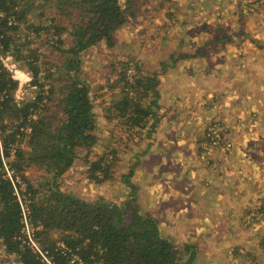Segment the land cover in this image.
<instances>
[{
	"label": "rangeland",
	"instance_id": "1",
	"mask_svg": "<svg viewBox=\"0 0 264 264\" xmlns=\"http://www.w3.org/2000/svg\"><path fill=\"white\" fill-rule=\"evenodd\" d=\"M131 1L135 16L115 33V48L103 43L81 56L82 77L102 95L97 108V145L91 149L88 160L105 158L111 166L109 178L101 183L92 180L89 163L85 161L87 152L79 149L76 161L62 177V191L89 202L104 199L116 205L130 200L135 191L139 212L156 220L163 237L180 248L191 244L198 255L201 252L197 264H214L220 257L223 262L218 264H264V235L257 231L258 241L248 245L247 235L239 230L258 229L259 224L264 228L261 187L249 195L251 206L246 211L250 218L238 224L233 221V225L232 219H226L224 227L228 231L220 234L210 228L214 223L206 212L210 205L196 202L194 194L195 189L207 190L205 185L218 174L230 181H257L264 189V169L258 161L253 163L256 170L249 168V163L238 170L234 168L239 178L228 177L221 166L205 163L201 167L204 170H194L201 151H215L218 156L221 153L215 149H220L228 157L239 151L241 159H247L248 155L242 157L243 146L264 150V139L242 138L244 132L257 134L264 130V0H194L198 9L192 11L197 15L189 24H184L180 17L183 9L177 10L173 4L176 0ZM30 4L34 11L42 7L37 0ZM39 14H32L28 20L37 24ZM27 33L21 25L11 36L20 44L38 49L40 76L44 78L49 68L51 73L56 71L55 65L61 59L52 48L54 37L26 40ZM2 48L1 45L0 52ZM171 58L177 59V63ZM0 62L17 84L13 93L16 102L23 105L37 91L31 73L26 65L10 56L2 54ZM119 62L130 65L131 77L140 71L143 76H155L161 81L160 98L142 103L143 107L150 104L151 114L143 127L132 131H128L122 117L109 112L110 101L121 91L117 84L122 68ZM56 78L48 82H57ZM41 82L48 84L45 79ZM56 99H52L51 107L59 101ZM213 130L220 132L226 147L209 142ZM19 147L26 154L31 151L26 141ZM2 150L0 146L1 154ZM184 156L186 161L181 159ZM253 156L255 150L250 151L249 157ZM25 176L33 188L52 181V175L39 166L28 168ZM126 181L135 188L127 186ZM21 183L26 189L27 183L22 179ZM254 188L258 189L256 185ZM256 213L258 217H253ZM0 261L17 264L13 257H5L2 247Z\"/></svg>",
	"mask_w": 264,
	"mask_h": 264
},
{
	"label": "trees",
	"instance_id": "2",
	"mask_svg": "<svg viewBox=\"0 0 264 264\" xmlns=\"http://www.w3.org/2000/svg\"><path fill=\"white\" fill-rule=\"evenodd\" d=\"M31 1L0 0V46L3 47L0 57L4 54L26 65L37 89L30 101L20 106L13 95L17 84L0 65L3 254L6 258L13 257L17 264H44L42 257L28 245L23 232L22 206L7 176V165L15 177L27 183L21 193L28 199L33 237L52 264H193L197 249L191 244L180 248L163 237L156 220L139 212L135 191L131 192L130 200L116 205L104 199L89 202L62 191L61 187L62 177L76 161L79 149L87 152L85 161L89 163L92 180L101 183L109 178L111 166L105 158L88 160L91 149L97 145V108L102 95L82 77L81 56L103 43L115 48V33L135 16L132 1L37 0L42 7L36 11L31 9ZM38 11L40 21L30 22L29 17ZM21 25L28 30L26 40L53 35L52 48L61 56L55 72L51 73L49 68L41 78L38 49L13 40L11 33L19 31ZM119 64L122 68L117 84L121 91L110 101L109 112L122 117L128 131H132L143 127L151 114L150 104L143 107L142 103L149 98H160L161 81L155 76H143L140 71L131 77L130 65ZM52 78L57 82H48ZM43 79L48 82L47 90L45 82H41ZM55 97L59 101L51 107ZM25 141L31 148L28 154L19 147ZM31 166L44 168L52 175V181L33 188L25 176ZM75 257L80 261H74Z\"/></svg>",
	"mask_w": 264,
	"mask_h": 264
},
{
	"label": "crops",
	"instance_id": "3",
	"mask_svg": "<svg viewBox=\"0 0 264 264\" xmlns=\"http://www.w3.org/2000/svg\"><path fill=\"white\" fill-rule=\"evenodd\" d=\"M176 1L177 2H174L173 4L177 6V10L183 9V12L180 17L184 19L183 21L184 24H189V21L193 20L194 16L197 15L195 11L192 10L198 9L196 8L198 6L194 4L195 3L194 0H176ZM245 134L246 136H244ZM249 136L253 137V139L256 140H263L264 130L262 129L261 131H258L257 134H255V131L242 133V138H246L248 140ZM215 150H219L218 152H220L221 154L216 156L214 153L215 151L214 152L209 151L208 153L206 151H201L202 155L195 162L194 170L197 169V167L201 169L200 171L204 170V168L201 167L205 163V165L210 164V166H214V167L221 166V168L224 169L228 177L232 175L233 178H239V173H236L234 168L238 170L240 167H242L244 163H249V168L256 170V164L253 163L258 161L262 169H264V150L259 152L260 148L247 149L243 146L242 157L244 158L245 155H248L247 159H241L239 151L232 153L233 155L228 157L227 154L221 152L222 150L220 149H215ZM251 150H255V156L253 157H249ZM182 152L183 150H181L180 152L177 151L176 156L180 155ZM203 154L206 155L207 158H205ZM181 159L186 161L187 156L181 157ZM208 159L209 162H207ZM245 160L248 161L245 162ZM251 164H253V166H251ZM202 174L206 175V172H203ZM249 184H252L254 186L250 187ZM249 184L247 182L245 183L240 182V180L230 181L229 178L218 174L212 177V181H210L208 185L207 184L205 185L207 186V188L205 187L207 190L200 191V189H195L194 191L196 198L195 201L198 202L199 204L201 203L202 205H204V203H206V205L208 206L210 205L209 208L210 211H206V212L210 213L209 217L212 220H214V223L210 225V228L213 233L220 234L223 233V231L225 232L228 231V229L224 227L226 224L225 222L226 219H232V225H233V221L238 224L240 220L244 222L245 218H250L248 214L249 211H246L250 209L249 207L251 206L250 201L252 200V198H250L249 195H254V193L257 190L260 191L259 189L260 187H261V193H264V189L262 184H258L257 181H253L252 183ZM255 185L256 187H258V189L254 188ZM252 216L258 217L257 213ZM257 228L258 229H254L253 227L250 229L249 228L239 229L240 231L244 230L245 235H247V238L245 239L246 244L255 245V243L258 241V238H255V236L257 235V231H260L261 234L264 235L262 231V229L264 228L260 224L258 225ZM232 230L235 231L238 230V228H232ZM200 259H201V252L198 255V250H197L195 261H199ZM214 259L217 260V256H214ZM195 261L194 264L199 263ZM252 261L256 262L255 259H252ZM217 262H223L221 261V257L214 264H218Z\"/></svg>",
	"mask_w": 264,
	"mask_h": 264
},
{
	"label": "built area",
	"instance_id": "4",
	"mask_svg": "<svg viewBox=\"0 0 264 264\" xmlns=\"http://www.w3.org/2000/svg\"><path fill=\"white\" fill-rule=\"evenodd\" d=\"M208 140L210 143H213V145L217 147H220V148H223L224 146L226 147V145L223 143L222 135L220 134L218 130H213L209 134ZM227 146L230 147V145H227ZM5 169L7 172V176L10 178V180L14 184V187L16 188V194L19 197L20 202H21L22 215H23L22 221L24 224L23 232L26 235V237H28V241H29L28 245L30 246V248L35 254L42 257V262L44 264H52L46 257V253L43 250V248L35 241L33 237L34 228L32 227L29 221V215H30L29 206H28L29 203H28L27 197L23 196L21 193V191L24 192L25 190L23 188V185L21 184V179L19 176L15 177L13 171H11L7 165H5ZM17 184H21V187H18ZM74 261H80V259L78 257H75Z\"/></svg>",
	"mask_w": 264,
	"mask_h": 264
}]
</instances>
